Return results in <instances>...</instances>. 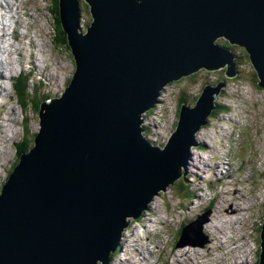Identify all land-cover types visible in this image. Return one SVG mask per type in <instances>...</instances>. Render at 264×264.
<instances>
[{"label":"water","instance_id":"1","mask_svg":"<svg viewBox=\"0 0 264 264\" xmlns=\"http://www.w3.org/2000/svg\"><path fill=\"white\" fill-rule=\"evenodd\" d=\"M58 11L74 61L0 189V264H108L129 224L184 185L223 83L181 105L163 147L142 135V115L202 69L235 78L223 44L245 50L264 89V0H58ZM207 215L183 226L176 247L205 246ZM259 237L264 264V216Z\"/></svg>","mask_w":264,"mask_h":264},{"label":"rangeland","instance_id":"2","mask_svg":"<svg viewBox=\"0 0 264 264\" xmlns=\"http://www.w3.org/2000/svg\"><path fill=\"white\" fill-rule=\"evenodd\" d=\"M53 6V0H0V22L8 24L10 15L18 17V24L22 22L18 48L14 51L18 50L15 72L24 69L21 78H26L30 68L33 73L27 79L23 104L16 105L14 98L0 99V105L8 104L0 107V189L18 161V152L24 151L23 147L27 151L39 131L36 103L40 107L41 103L49 102L44 99L59 98L74 61L70 48L57 40ZM230 47L238 70L235 78L224 77L225 69H202L166 89V96L171 98L169 103L162 104L169 110L165 111L168 118L162 129L164 134H168L169 127L171 131L174 129L181 105L193 106L205 88L223 83L215 104L228 111L209 118L208 129L198 134L201 147L193 153L187 182L171 186L167 196L160 197L152 209L149 220L129 224L130 236L122 245L121 259L112 264H139L143 257L136 256V244L138 251L143 246L140 251L146 257L143 264H256L264 216V89L257 85L245 50ZM182 98L185 101L180 103ZM6 120L11 123L7 127ZM203 164H210L215 170L208 171ZM198 176L213 177L215 185L206 184L209 189L196 191L205 187ZM217 177L220 181L215 183ZM204 214H208L203 226L208 239L205 246L176 247L183 226ZM218 221L221 223L214 226ZM139 224L146 227L141 235ZM213 227L225 235L213 240L214 230H209ZM191 238H195L194 232ZM130 242L133 245L128 247ZM220 243L225 244V249L219 250Z\"/></svg>","mask_w":264,"mask_h":264},{"label":"trees","instance_id":"3","mask_svg":"<svg viewBox=\"0 0 264 264\" xmlns=\"http://www.w3.org/2000/svg\"><path fill=\"white\" fill-rule=\"evenodd\" d=\"M53 2H54V6H53V13H54V15H55V17H56V32H57V40L58 39H60V42H62V44H64V45H67V39H66V37H65V34H64V32H63V30H62V27H61V22H60V17H59V11H58V0H53ZM59 36H61L60 38H59ZM68 46V45H67ZM222 47H226V48H229V49H231V47L229 46H227L226 44H223L222 45ZM69 48V47H68ZM257 81H258V79H257ZM15 91H16V93H17V95H19V104L21 103V104H23V97H24V94L27 92L26 91V79H19L18 80V83L16 84V86H15ZM44 100H46V99H44ZM185 101V99L184 98H182L181 100H180V103H182V102H184ZM180 103H179V106L178 107H180ZM38 108V110H39V104L38 103H36V109ZM228 111V109L226 108V107H223V106H219V105H217V108L215 109V111H214V113H213V116H215V115H217V114H220V113H226ZM177 115H178V113H177ZM212 116V117H213ZM21 150V149H20ZM22 150H24V151H19L18 152V156L21 154V153H23V152H26V147H23L22 148ZM183 182V181H182ZM184 184V183H183ZM187 195V194H186ZM141 218V217H140ZM140 218H138V219H136L135 220V222L136 221H139L140 220ZM134 222V221H133ZM261 228V227H260ZM260 231V230H259ZM118 248H117V250H116V252L115 253H113V254H111L110 255V259H112L113 257H115L117 254H118ZM256 264H257V261H256Z\"/></svg>","mask_w":264,"mask_h":264},{"label":"bare ground","instance_id":"4","mask_svg":"<svg viewBox=\"0 0 264 264\" xmlns=\"http://www.w3.org/2000/svg\"><path fill=\"white\" fill-rule=\"evenodd\" d=\"M7 6H9V4L7 5ZM11 9V8H10ZM44 54H45V50H44ZM32 73V72H31ZM0 81H1V76H0ZM0 92L1 93H3L4 92V90L0 87ZM15 116H16V114H15ZM10 120H6L5 121V123H6V127L8 126V124L10 125L11 123L9 122ZM13 122V121H12ZM227 163H224V165H226ZM204 166H207V164H203ZM209 166V165H208ZM219 167V166H218ZM215 168V167H214ZM196 172V171H195ZM232 198V197H231ZM230 198V199H231ZM243 199H244V197L243 198H241V200L243 201ZM237 200V198L236 197H234V199L232 200L233 202H235ZM233 204V203H232ZM240 210V209H239ZM229 219V218H228ZM237 221V220H236ZM235 221V223H237ZM221 223V221H218V222H214L213 224H214V226H216V224L217 223ZM227 221H224V223H226ZM243 222V221H242ZM206 227V226H205ZM181 230V229H180ZM209 230H214V232H213V240H215L217 237H219L220 235H225L224 233H222L220 230H218L217 228L216 229H214V227H213V229H210L209 228ZM150 235V234H149ZM222 238V237H221ZM233 240V239H232ZM219 241V240H218ZM215 242V241H214ZM217 242V241H216ZM227 242V241H226ZM231 242V241H230ZM232 243V242H231ZM221 245H220V248H219V250H222V248H224L225 249V244L224 243H220ZM234 244H235V242H234ZM130 246H132V243L130 242V244L128 245V247H130ZM226 247L228 248V244L226 245ZM141 249H143V246L141 245L140 247H139V251L137 250V248H135V251H136V254L138 255L139 254V256H141V254H140V251H141ZM208 254H206V256H207ZM144 259H146V257L143 255L142 256ZM199 258H201V257H199ZM177 262V261H176ZM184 262H187L186 260H184ZM181 264V263H180ZM198 264H202L201 262H199Z\"/></svg>","mask_w":264,"mask_h":264},{"label":"flooded vegetation","instance_id":"5","mask_svg":"<svg viewBox=\"0 0 264 264\" xmlns=\"http://www.w3.org/2000/svg\"><path fill=\"white\" fill-rule=\"evenodd\" d=\"M207 150V149H206Z\"/></svg>","mask_w":264,"mask_h":264}]
</instances>
